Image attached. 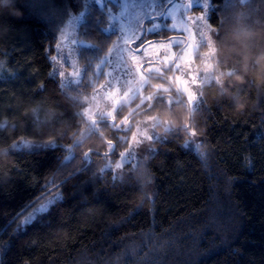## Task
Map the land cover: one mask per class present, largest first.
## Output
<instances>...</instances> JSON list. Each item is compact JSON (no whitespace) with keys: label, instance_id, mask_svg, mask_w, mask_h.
Returning a JSON list of instances; mask_svg holds the SVG:
<instances>
[{"label":"trees","instance_id":"16d2710c","mask_svg":"<svg viewBox=\"0 0 264 264\" xmlns=\"http://www.w3.org/2000/svg\"><path fill=\"white\" fill-rule=\"evenodd\" d=\"M211 2L216 72L198 104L154 73L146 94L161 84L170 92L155 93L125 128L138 97L115 119L93 125L85 115L103 77L96 66L119 34L106 9L88 0H0V229L15 221L0 237L2 264H264V76L244 71L248 54L250 70L264 55V0ZM83 10L84 76L65 83L54 57L64 26ZM165 36H173L167 27L149 34ZM145 115L169 128L117 174L111 164ZM21 138L51 144L17 149ZM53 189L60 196L49 212L18 229L15 214Z\"/></svg>","mask_w":264,"mask_h":264},{"label":"rangeland","instance_id":"374dc122","mask_svg":"<svg viewBox=\"0 0 264 264\" xmlns=\"http://www.w3.org/2000/svg\"><path fill=\"white\" fill-rule=\"evenodd\" d=\"M88 2L97 3L104 7L110 16L111 26L119 29L118 39L109 48L107 55L101 58V61L97 64L95 69V77H102V79L97 83L94 92L87 97V109L85 110L86 118L89 120H98L99 117H105L107 119H115V114L119 111L122 104H128L132 99L138 97V103L131 108L129 114H127L123 121L125 128H127L128 122H131L129 116L138 108L145 107L144 104L153 97V95L161 90L162 93L170 92L169 85H159L155 87L152 94H146L144 87L149 83L150 76L155 74L166 75L168 80L173 83V85L180 91L186 101L191 107L196 106L201 97V90L203 85L210 81L216 72L215 63L213 61V56L217 49V34L214 31L205 30V36L203 40L194 39L191 44L192 55L195 60L191 66V71L183 63V58L185 54L189 51V47L186 46V42L190 33L185 32L181 34L176 28L171 27L168 24L167 19H157L153 22L154 26L156 23L160 24L158 31L167 27L173 36H165L164 38L157 39L149 37L147 32L148 25H144L143 21H135L134 17L137 12H139L140 5L145 2V0H88ZM177 3L186 2L191 3L192 7L189 9L187 14L199 16L200 10L206 13L205 19L201 23L209 22L210 7L212 5L211 0H206L207 7H204V0H176ZM166 7V5H165ZM79 15H74L64 26L61 32L60 42L58 45V54L55 58V71L59 75L65 73L63 82L74 83L79 82L84 76V67L78 60L77 47L80 45L82 47L89 46L90 43L87 40L80 39L78 37V26L84 18V13ZM124 13V15H121ZM175 19L172 23H177V27H183L187 24L191 27L192 24L196 22L194 20H185L181 18V13L178 11L174 14ZM131 29V32L129 31ZM143 31L147 44L148 40L153 41V44H166L168 45V52L166 56L152 57L155 63L149 62V68L145 70L144 73H138L136 75H129L112 78L110 77V70L115 69L118 62L124 59H130L132 53L128 51L131 41L133 38H138ZM175 38V39H172ZM179 43V47L172 50L171 44ZM126 45V47L121 49L124 53L123 56L120 55L115 49L118 45ZM139 59H143L140 57ZM206 64L208 66H206ZM179 69V71H178ZM69 71L75 72L78 76L76 77L67 75ZM123 71V70H122ZM176 75L191 76L195 75L196 83L192 88V100L189 101L187 93L183 91L182 87L177 86L175 81ZM99 77V78H100ZM158 86V85H157ZM115 90L116 95H109L110 92ZM178 98V97H177ZM140 120L133 125V130L129 137V145L123 150V154L117 162L111 164V167L115 169L117 174H122L125 170V165L130 161L131 158L135 157L138 153L145 152L152 148L154 139L159 136L161 128H169V123H164L163 119L158 115H145L140 116ZM195 146L200 143V138L196 134L192 136L190 140ZM51 143L46 141H37L33 139L21 138L13 146L17 149L20 148H38L50 145ZM43 202V201H42Z\"/></svg>","mask_w":264,"mask_h":264},{"label":"snow or ice","instance_id":"6c2138e0","mask_svg":"<svg viewBox=\"0 0 264 264\" xmlns=\"http://www.w3.org/2000/svg\"><path fill=\"white\" fill-rule=\"evenodd\" d=\"M191 7V3H177L176 0H145V2L140 5L141 10L137 12L134 17L135 21H143L144 25L149 26L147 27V32L150 35L156 34L160 28L159 23H156L154 26H152L153 22L157 19H167L169 21L168 24L171 27L176 28L181 34L185 32L190 33L186 42V46L189 47V51L185 54L183 58V63L189 71H191V66L195 60V57L192 55L191 51L192 41L194 39L203 40L205 36V30H216L213 25L208 24L207 22L201 23V21H203L206 16V13L203 10H200L201 14L199 16L187 14ZM204 7H207L206 0H204ZM178 11L181 13V18L183 20H185V18L187 17L188 20H194L196 23L192 24L191 27H189L187 24H184L183 27L178 28L177 23H172L173 19H175L174 14ZM121 15H124V13H121ZM129 31L131 32V29H129ZM145 41L146 37L143 31H141L139 37L133 38L131 41L130 47L128 49V51L132 53L130 59H124L119 61L117 67L115 69L110 70V77L122 78L123 76L144 73L145 70L149 68V62L153 64L155 63V60H153L152 57L167 55L168 45L163 43L154 45L153 41L151 40H148L146 44ZM169 43L171 44L172 50H175L180 46L179 43H172L171 40L169 41ZM124 47H126V45L121 44L118 45L115 50L119 52L121 56H123L124 53L121 52V49ZM140 57H143V59H139ZM206 66L208 65L206 64ZM60 75L61 79L63 80L65 73H61ZM67 75L76 77L78 79V76L75 72L69 71ZM175 81L177 86L182 87L183 91L187 93L189 101L191 102L193 98L191 86H194L196 83L195 75L187 77L182 75H176ZM157 87H159V85ZM109 95H116L115 90L110 92ZM191 135H196L195 129L191 130ZM185 147H189V145L186 143ZM195 147L198 149L199 145L197 144ZM53 192H55L54 189ZM59 196L60 193L55 192V194L50 196H40L36 199V201L29 202L27 205H25L23 209L19 210L15 214L16 219L20 221L18 229L25 230L28 225L32 224L34 221H36L43 215L47 214L50 208L54 206V203L57 201V197ZM14 222V220H10L7 222L3 229H0V237L8 235V229ZM19 232L20 231H14L13 235L18 234ZM0 264H2V261H0Z\"/></svg>","mask_w":264,"mask_h":264},{"label":"clouds","instance_id":"9594fccd","mask_svg":"<svg viewBox=\"0 0 264 264\" xmlns=\"http://www.w3.org/2000/svg\"><path fill=\"white\" fill-rule=\"evenodd\" d=\"M240 43L243 45L244 43V37L241 36L240 37ZM251 56L250 54H248V56L246 57V62L244 64V71L247 73L249 71H251V73L253 75H259V76H264V55H261L260 57L256 58V64L257 67L255 69H249L248 64H247V59H250Z\"/></svg>","mask_w":264,"mask_h":264},{"label":"water","instance_id":"95a60500","mask_svg":"<svg viewBox=\"0 0 264 264\" xmlns=\"http://www.w3.org/2000/svg\"><path fill=\"white\" fill-rule=\"evenodd\" d=\"M92 123H93V125H95L96 124V120H93Z\"/></svg>","mask_w":264,"mask_h":264},{"label":"flooded vegetation","instance_id":"af4514ba","mask_svg":"<svg viewBox=\"0 0 264 264\" xmlns=\"http://www.w3.org/2000/svg\"><path fill=\"white\" fill-rule=\"evenodd\" d=\"M173 95V94H172Z\"/></svg>","mask_w":264,"mask_h":264}]
</instances>
